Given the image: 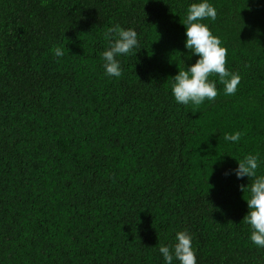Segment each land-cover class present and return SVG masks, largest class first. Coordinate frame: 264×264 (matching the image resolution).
<instances>
[{
	"label": "trees",
	"instance_id": "16d2710c",
	"mask_svg": "<svg viewBox=\"0 0 264 264\" xmlns=\"http://www.w3.org/2000/svg\"><path fill=\"white\" fill-rule=\"evenodd\" d=\"M201 2L0 0V264H165L185 230L199 264H264L254 181L231 174L260 155L264 176V0H209L242 83L227 96L213 76L216 101L185 107L173 79L199 59L184 22ZM116 25L140 37L119 80L102 60Z\"/></svg>",
	"mask_w": 264,
	"mask_h": 264
},
{
	"label": "clouds",
	"instance_id": "9594fccd",
	"mask_svg": "<svg viewBox=\"0 0 264 264\" xmlns=\"http://www.w3.org/2000/svg\"><path fill=\"white\" fill-rule=\"evenodd\" d=\"M218 15L216 7L209 0L192 4L188 10L184 22L185 48L199 59L188 70L179 71L173 79L172 95L178 105L200 107L206 102H215L220 92L217 83L210 79L213 76L218 77L219 83L224 85L225 95L235 96L239 91L242 77L228 69V49L222 46V40L213 34L210 27L202 23L205 20L214 23ZM103 39L107 43V50L102 53L105 74L109 78L122 79L124 69L119 58L131 56L140 48L139 34L135 30H125L116 25L103 34ZM65 51H68L66 45L53 49L58 61L64 58ZM224 140L239 144L242 134H228ZM261 164L260 155H248L238 162V168L231 174L238 180L248 178L254 181L250 189L251 198L247 201L249 213L244 222L250 226L253 245L264 249V176H257ZM193 241L194 237L190 232H177L172 245L159 248L165 264H199Z\"/></svg>",
	"mask_w": 264,
	"mask_h": 264
}]
</instances>
